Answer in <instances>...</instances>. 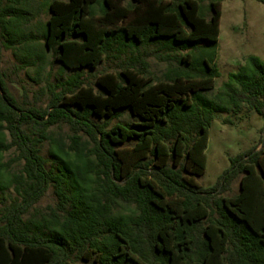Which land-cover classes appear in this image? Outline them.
I'll use <instances>...</instances> for the list:
<instances>
[{"label": "trees", "instance_id": "obj_1", "mask_svg": "<svg viewBox=\"0 0 264 264\" xmlns=\"http://www.w3.org/2000/svg\"><path fill=\"white\" fill-rule=\"evenodd\" d=\"M35 1L0 0V68L4 47L35 55L33 21L46 5L45 45L73 73L50 88L47 107L25 109L0 69V188L21 162L9 181L19 197L0 206V264H264V140L214 186L200 181L216 111L247 104L264 117L257 56L230 74L218 101L206 95L220 73L224 0ZM153 45L186 51L167 57L163 79L140 54ZM131 50L98 89L85 83V68ZM126 112L137 120L111 125ZM62 125L66 134L52 129ZM237 178L238 193L224 195ZM49 190L57 201L42 209Z\"/></svg>", "mask_w": 264, "mask_h": 264}, {"label": "rangeland", "instance_id": "obj_2", "mask_svg": "<svg viewBox=\"0 0 264 264\" xmlns=\"http://www.w3.org/2000/svg\"><path fill=\"white\" fill-rule=\"evenodd\" d=\"M36 6L41 5L40 0L35 1ZM41 13L33 21L32 28L39 39L32 43L35 49L28 61L24 58L25 51L15 53L11 49H2L1 72L7 83L9 92L26 108L47 107L52 94L50 88L61 80H66L73 71L65 68L56 59L53 50L45 45L42 32L46 31V23L50 11L46 5H42ZM223 15L221 17L218 53L215 64L220 71L216 79L215 89L206 92V95L215 99L224 92L226 84L230 83V74L238 73L248 64L250 55L257 56L264 61V4L256 0H224ZM131 52L127 55L106 57L96 68H85L83 79L86 84L93 85L96 89L97 77L106 72L122 71L123 67L131 60ZM138 54V50H135ZM186 51H176L170 48L161 49L158 45L142 47L140 54L149 63L151 73L157 79H163L170 67L167 57H180ZM234 86L238 87L234 84ZM129 112L123 113L119 118L112 120L111 125L117 121L131 124L136 121ZM56 132L66 134L68 125L52 127ZM264 117L249 105L243 104L240 108L231 105L228 108L216 111L214 120L209 130V144L206 148L207 167L200 181L205 186H214L220 175L231 166V159L248 150L263 147ZM50 143L46 142L41 148L42 155L49 160L47 167L51 166ZM14 149L4 152L1 160L10 162L15 156ZM21 168V162H12L9 171L6 172L2 187L0 188V206L9 204L18 198L14 187L9 183L15 172ZM240 178H237L231 189L224 195L233 196L238 193ZM57 198L52 190L38 202L42 209L54 204Z\"/></svg>", "mask_w": 264, "mask_h": 264}]
</instances>
